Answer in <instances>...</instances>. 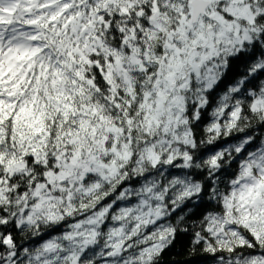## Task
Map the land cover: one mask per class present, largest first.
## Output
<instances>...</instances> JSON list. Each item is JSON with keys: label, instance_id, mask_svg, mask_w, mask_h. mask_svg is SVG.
<instances>
[{"label": "snow or ice", "instance_id": "1", "mask_svg": "<svg viewBox=\"0 0 264 264\" xmlns=\"http://www.w3.org/2000/svg\"><path fill=\"white\" fill-rule=\"evenodd\" d=\"M264 264V0H0V264Z\"/></svg>", "mask_w": 264, "mask_h": 264}, {"label": "trees", "instance_id": "2", "mask_svg": "<svg viewBox=\"0 0 264 264\" xmlns=\"http://www.w3.org/2000/svg\"><path fill=\"white\" fill-rule=\"evenodd\" d=\"M181 251L179 245L177 246V248L173 249L171 252H169L166 257H165V261L166 264H170L171 261L173 260H180L183 257L179 254Z\"/></svg>", "mask_w": 264, "mask_h": 264}]
</instances>
